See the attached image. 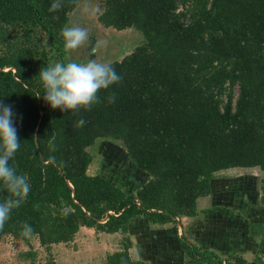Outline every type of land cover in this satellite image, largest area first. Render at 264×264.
I'll use <instances>...</instances> for the list:
<instances>
[{
    "label": "trees",
    "instance_id": "16d2710c",
    "mask_svg": "<svg viewBox=\"0 0 264 264\" xmlns=\"http://www.w3.org/2000/svg\"><path fill=\"white\" fill-rule=\"evenodd\" d=\"M77 2L49 11L53 0H0V102L11 105L20 140L10 163L31 186L0 239L28 240L27 222L30 237L49 248L87 227L122 235L107 264H146L130 254L131 219L176 224L197 214L218 171H264V0H100L101 25L136 28L144 42L111 62L122 80L98 93L100 103L74 113L45 103L38 73L67 61L60 32ZM98 138L121 141L127 164L145 176L133 191L88 173L87 148ZM258 190L264 209V177ZM8 195L0 183V200ZM178 246L186 264H246L184 236ZM25 255L33 260V252ZM254 263L264 264V233Z\"/></svg>",
    "mask_w": 264,
    "mask_h": 264
},
{
    "label": "rangeland",
    "instance_id": "374dc122",
    "mask_svg": "<svg viewBox=\"0 0 264 264\" xmlns=\"http://www.w3.org/2000/svg\"><path fill=\"white\" fill-rule=\"evenodd\" d=\"M101 10L100 0H78L69 15V21L79 20L89 24L98 36L103 37L107 42L103 59L111 63L121 60L136 46L142 44L144 36L133 27L124 29L104 27L97 20ZM41 40L45 45L49 44L46 35L41 34ZM66 58L68 59V54ZM237 92L238 88L235 87L234 96ZM87 150L92 156V162L88 167L89 174L100 172L127 191H133L137 182L145 180V176H141L138 170L127 164L126 151L121 141L98 138ZM145 175L147 177V174ZM216 176L229 179L236 190L245 189L253 192L257 190L259 180L264 177V171L258 167H230L220 170ZM236 197L239 203L241 196ZM121 237L120 233L102 234L91 228L81 227L72 241L53 244L46 248L39 244L36 236L25 241L6 235L0 239V264H43L49 257H52L56 264H107V254L121 247ZM27 251L34 253L33 260L25 255Z\"/></svg>",
    "mask_w": 264,
    "mask_h": 264
},
{
    "label": "clouds",
    "instance_id": "9594fccd",
    "mask_svg": "<svg viewBox=\"0 0 264 264\" xmlns=\"http://www.w3.org/2000/svg\"><path fill=\"white\" fill-rule=\"evenodd\" d=\"M62 7V0H53L49 11ZM64 51L68 54L66 62L57 61L42 67L38 73L39 83L43 88V100L51 109L62 112L90 109L100 103L98 93L109 86L119 83L122 76L111 63L103 59L107 42L98 36L93 28L79 20L69 21L60 32ZM41 94L37 93L36 97ZM115 101V95L109 97ZM86 121L80 119L78 127ZM33 137V140H38ZM20 148V140L14 125V113L11 105L0 102V183L9 195L0 200V230H3L14 209L26 200L31 186L28 177L18 174L14 157ZM55 151V147H52ZM55 161V157H51ZM32 226L24 222L21 235L30 237Z\"/></svg>",
    "mask_w": 264,
    "mask_h": 264
},
{
    "label": "crops",
    "instance_id": "0c3cea01",
    "mask_svg": "<svg viewBox=\"0 0 264 264\" xmlns=\"http://www.w3.org/2000/svg\"><path fill=\"white\" fill-rule=\"evenodd\" d=\"M237 195L241 196L239 203ZM258 196V187L253 192L239 191L229 179L215 176L210 194L197 199L195 216L177 217L176 224L150 223L141 217L131 219L130 254L146 264H186L178 246V238L184 236L191 243L211 249L222 257L240 255L246 264H255L256 246L264 233V223H261L264 222V209L256 205ZM243 204H247L245 211Z\"/></svg>",
    "mask_w": 264,
    "mask_h": 264
},
{
    "label": "built area",
    "instance_id": "2783aa9c",
    "mask_svg": "<svg viewBox=\"0 0 264 264\" xmlns=\"http://www.w3.org/2000/svg\"><path fill=\"white\" fill-rule=\"evenodd\" d=\"M224 263V262H223Z\"/></svg>",
    "mask_w": 264,
    "mask_h": 264
}]
</instances>
